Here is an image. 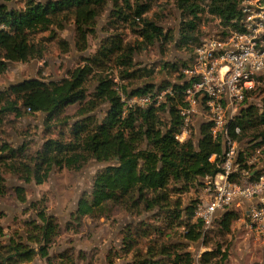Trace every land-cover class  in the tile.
Returning <instances> with one entry per match:
<instances>
[{
  "label": "trees",
  "instance_id": "1",
  "mask_svg": "<svg viewBox=\"0 0 264 264\" xmlns=\"http://www.w3.org/2000/svg\"><path fill=\"white\" fill-rule=\"evenodd\" d=\"M10 1L0 0V23L7 27L0 30V74L11 62L42 59L45 47L35 36L48 32L53 37L55 29H64L68 22L74 26L78 50H85L86 35L92 32L94 19L105 3V0H19L22 7L14 8L8 5ZM123 1L128 12L115 7L112 15L132 29L139 21L140 27L133 30L141 40L138 46L131 47L121 35L111 34L65 78L48 82L30 78L0 90V197L7 191L5 174L25 184L40 185L54 168L78 171L90 159L107 163L95 173L90 192L79 197L70 217L78 225L72 230L78 232L83 218H111L115 207L137 215L155 211L154 224L140 220L120 230L114 257L119 261L127 260L125 264H191L193 255L188 247L200 240L204 224L198 218L193 220L195 199L190 205L178 208L169 203V192L201 185L204 177L220 171L223 154L221 137L213 136L209 121L201 120L197 128L194 121L187 127V137L182 141L177 139L184 125L180 108L186 106L182 91L190 83L181 69L191 62L200 41L179 63L180 67L177 62L167 61L159 66L160 71L173 73V81L163 79L154 83V66L138 67L134 62L136 51L156 40L171 42L173 36L163 33L154 21L144 17L150 8L147 1ZM174 1L188 17L181 23L179 39L174 43L176 47L188 49L198 41L197 22L199 12L203 11L199 5L204 1H207L208 13L224 26L237 28L242 15V0ZM60 44L68 50L67 43L60 41ZM110 63L119 68L116 75L121 83H117L109 71ZM95 67L100 72H95ZM93 77V88L89 90L87 82ZM135 80L141 82L130 88L122 84ZM255 82L264 85V73ZM167 87L174 95H165L158 104L129 107L121 100V95L125 98L151 95ZM262 88L257 87L264 90ZM254 91L252 88L245 93L244 106L232 121V125L240 129L238 135L232 136L238 142H246L245 148L239 151L241 165L250 159L248 150L261 151L264 146V97L260 111L256 110L249 102V95ZM73 104L78 105L77 109L72 114L66 113ZM35 114L43 116L48 136L30 153L26 141L15 146L9 136L19 120ZM54 129L59 130L52 137L50 133ZM262 151L257 161H264V149ZM213 154L215 158L211 161L209 157ZM13 191L19 202H27L23 186L17 185ZM24 212H29V217L7 234L0 225V236L4 237L0 240V264H30L36 258L46 264H75L69 249L53 256L49 254L61 227L56 217L47 211L44 197L28 202ZM3 216L0 212V219ZM236 218L238 213L233 210L224 211L216 218L221 236L230 232ZM70 228L68 223L65 229ZM203 241L207 245L208 241ZM220 250L217 244L215 251L204 252L200 259L202 264L218 254L225 260L227 254Z\"/></svg>",
  "mask_w": 264,
  "mask_h": 264
},
{
  "label": "rangeland",
  "instance_id": "2",
  "mask_svg": "<svg viewBox=\"0 0 264 264\" xmlns=\"http://www.w3.org/2000/svg\"><path fill=\"white\" fill-rule=\"evenodd\" d=\"M132 1L130 0L131 3ZM142 1H147L150 4V8L144 14V17L150 21H154L163 29V33L173 36V41L171 42L156 40L151 45H142L136 51L134 62L138 64V67L151 68L154 66L155 73L152 77L154 83H159L163 79L173 81V73L169 74L168 72L159 70L162 62H177L180 67L182 64L179 63L192 53L193 47L198 44L204 32L223 33L226 30L224 28L226 26L219 23L216 18L208 13L207 1H204L199 5L203 11L199 12L200 19L197 22L198 41L191 44L188 49L176 47L174 43L179 39L181 23L188 20V17L183 11L177 8L174 0ZM242 1L248 2V4L249 1L255 2V0ZM8 5L14 8L22 7L19 0H12ZM115 7L123 8V11L128 12L123 0H105L103 9L94 19L92 32L86 35L85 45L87 47L83 51L77 48V35L71 22H68L62 30L55 29L53 37L48 32L37 34L35 38L41 40L45 47L43 58L24 63H9L7 70L0 74V90L7 88L11 84H16L30 78H39L46 82L59 81L65 78L69 72L73 71L79 65H82L84 63L83 58L93 54L101 46L103 39L109 37L111 34L121 35L124 42L131 47L138 46V41L140 42L141 40L133 30H136V27H140L139 21L135 22L136 25L132 29L128 23L112 15L113 8ZM60 41L67 43V51L62 47ZM108 69L117 79L116 74L119 72V68H116L113 63H110ZM94 70L95 72H100V69L96 67ZM93 82L94 77L90 78L87 82L89 90H92ZM140 82V80L124 81L122 84L130 88L131 85H138ZM117 83H121V81L117 79ZM258 86L264 89L263 84L255 82L253 87L255 91L249 95V102L254 105L256 110L260 111L264 90H258ZM77 107V104L70 105L66 109V113L72 114ZM193 118L196 123L195 128H197L198 122L204 120L203 116L200 117L198 114L190 117L191 121ZM42 121L43 116L41 114H35L19 120L16 125V130L10 131L9 138L12 140V144L17 146L26 141L30 153L38 149L44 138L48 136ZM58 130L55 131L54 129L51 131L50 136L55 137ZM186 137L187 134L185 135ZM242 144L245 148L246 142L243 141ZM260 149L262 151L264 146ZM261 151L257 149L255 151L248 150L247 153L250 155L249 158H257ZM261 153L263 154V151ZM254 162L256 163L255 160ZM106 165L107 163L90 159L78 171L67 168H54L50 172L48 179L40 185L34 182L25 184L5 174L7 191L5 195L0 197V212L4 215L0 219L3 233L7 234L10 232V229L19 226L22 220L29 217V212H24L28 206V202L44 197L47 211L56 217L61 227L60 233L55 237L49 249L51 256L69 249L74 255L75 264H125L127 260L119 261L114 257V252L119 247L120 230L128 224L136 223L140 220L154 224L156 218L152 214L155 211H148L137 215L127 213L121 207H115L112 208L111 218H100L97 220L83 218L79 221L80 227L78 228V232L75 233L72 230L78 225L74 224L76 221L71 220L70 217L73 214L79 197L83 193L90 192L95 173ZM18 184L26 190V203L19 202L13 191V187ZM204 192L205 185L204 179H202V184L196 187L184 191H170L169 203L178 208H184L186 205H190L191 201L195 199L192 202L193 220H195L197 219L195 216L197 203H201L206 199V196H203ZM231 210L238 213V218L232 221L230 232L227 234L223 236L219 234L216 219L207 228L202 227V237L200 240L190 244L188 247V250L193 255V262L191 264H202V260H200L201 255L207 251H215L217 244L221 246V253L223 251L226 252V259L222 260L221 255L218 254L217 256L211 257L205 264H264V234L256 235L255 231L248 227V218L244 205L235 207L234 209L232 208ZM68 223L72 228L66 230L65 227ZM204 235L205 237L203 238ZM174 236L178 235L174 234ZM2 239L4 237L0 236L1 241ZM203 239L208 241L207 245L203 244ZM127 259L129 260L130 257L127 256ZM30 264L46 263L43 259L36 258Z\"/></svg>",
  "mask_w": 264,
  "mask_h": 264
},
{
  "label": "built area",
  "instance_id": "3",
  "mask_svg": "<svg viewBox=\"0 0 264 264\" xmlns=\"http://www.w3.org/2000/svg\"><path fill=\"white\" fill-rule=\"evenodd\" d=\"M247 4L241 3L237 28L226 26L223 33L204 32L191 62L181 69L190 83L182 91L186 106L180 108L184 125L177 139L184 140L187 127L195 121L190 117L198 114L211 123L213 136L219 135L222 140L220 171L204 177L206 199L197 203L195 209V216L203 221L204 227L210 226L224 211L244 205L248 227L260 235L264 234V161L252 157L241 165L238 156L243 144L232 136L240 133L232 121L244 106L245 93L264 73V1ZM6 29L0 23V30ZM165 95L173 96L174 91L167 87L151 95L130 98L121 95V100L129 107H144L160 103ZM214 158L213 154L209 160ZM256 174L254 179H248Z\"/></svg>",
  "mask_w": 264,
  "mask_h": 264
},
{
  "label": "crops",
  "instance_id": "4",
  "mask_svg": "<svg viewBox=\"0 0 264 264\" xmlns=\"http://www.w3.org/2000/svg\"><path fill=\"white\" fill-rule=\"evenodd\" d=\"M11 142H12V140H11ZM19 185V184H18ZM17 186V185H16ZM19 186H21V185H19Z\"/></svg>",
  "mask_w": 264,
  "mask_h": 264
}]
</instances>
